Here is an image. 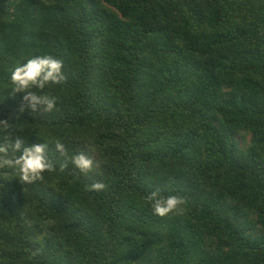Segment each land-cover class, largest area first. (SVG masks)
<instances>
[{"label": "trees", "instance_id": "1", "mask_svg": "<svg viewBox=\"0 0 264 264\" xmlns=\"http://www.w3.org/2000/svg\"><path fill=\"white\" fill-rule=\"evenodd\" d=\"M42 53L66 80L32 119L8 76ZM16 116L94 171L50 146L43 181L0 173V260L264 264V0H0V120ZM156 188L183 210L152 215Z\"/></svg>", "mask_w": 264, "mask_h": 264}, {"label": "clouds", "instance_id": "2", "mask_svg": "<svg viewBox=\"0 0 264 264\" xmlns=\"http://www.w3.org/2000/svg\"><path fill=\"white\" fill-rule=\"evenodd\" d=\"M66 76L63 61L51 53L32 54L15 61L9 70L8 96H21L20 113L27 111L32 119L39 118L41 110L53 113L57 110L59 97L47 91L54 86H63ZM19 116L11 122L0 120V173L4 180H17L23 185L43 181L45 173L55 169L49 155L50 146L65 160L60 163L61 171L71 166L74 171L88 174L94 171L93 158L83 151L69 153L66 143L56 135L21 134L27 124L19 123ZM42 136V139H37ZM30 138H32L30 140ZM10 173V175L8 174ZM92 190H102L105 184H91ZM151 214L164 218L182 211L185 201L164 189L156 188L140 197ZM0 264H7L0 260Z\"/></svg>", "mask_w": 264, "mask_h": 264}]
</instances>
